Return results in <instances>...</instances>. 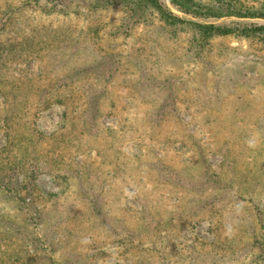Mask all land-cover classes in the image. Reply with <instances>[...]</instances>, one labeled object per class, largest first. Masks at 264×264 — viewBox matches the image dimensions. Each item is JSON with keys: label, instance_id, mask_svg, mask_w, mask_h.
Here are the masks:
<instances>
[{"label": "rangeland", "instance_id": "1", "mask_svg": "<svg viewBox=\"0 0 264 264\" xmlns=\"http://www.w3.org/2000/svg\"><path fill=\"white\" fill-rule=\"evenodd\" d=\"M145 17L0 0V264H264V36Z\"/></svg>", "mask_w": 264, "mask_h": 264}, {"label": "trees", "instance_id": "2", "mask_svg": "<svg viewBox=\"0 0 264 264\" xmlns=\"http://www.w3.org/2000/svg\"><path fill=\"white\" fill-rule=\"evenodd\" d=\"M105 2H120L123 3L131 16L135 18V21L146 20V14L157 15L158 19L164 24L174 27L179 24L188 23L195 27L197 31L205 37H212L215 35L225 36L238 33L241 36H264V24H247V23H235L234 25L227 24H200L195 22H188L177 15L173 14L167 6L160 0H104ZM223 0H215V3L219 5ZM169 2L180 12L186 15L199 17L203 15L200 10V5L196 4L193 0H169ZM216 11L212 13L215 17H227L233 16L240 19L245 18H261L264 19L263 11H235L228 10L226 6L220 4L214 7ZM212 11V10H211Z\"/></svg>", "mask_w": 264, "mask_h": 264}]
</instances>
